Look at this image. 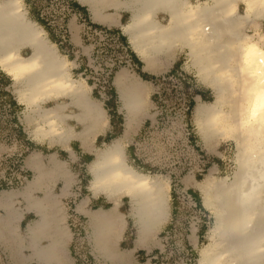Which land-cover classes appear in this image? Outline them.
<instances>
[{
	"label": "bare ground",
	"instance_id": "obj_1",
	"mask_svg": "<svg viewBox=\"0 0 264 264\" xmlns=\"http://www.w3.org/2000/svg\"><path fill=\"white\" fill-rule=\"evenodd\" d=\"M80 1L105 25L119 23L122 9L130 11L121 27L145 68L169 62L176 51L185 53V64L213 90L210 101L196 96L193 122L207 150L216 151L221 140L235 142L236 169L231 177H216L212 169L202 180L184 177L186 184L202 192L203 204L214 218L208 241L198 249L197 264H264V0ZM103 10L111 13L102 14ZM24 48L29 51L22 53ZM75 66V60L62 54L27 15L22 0H0V69L13 79L27 122L36 120L32 133L37 139L61 146L78 139L94 151L88 188L114 205L85 209L84 197L77 209L87 215L88 238L98 257L114 264L131 262L133 249L118 245L125 224L119 199L125 195L131 203L136 245L148 247L158 241L155 233L168 216V178L133 167L121 137L104 146L92 145L106 130L108 117L85 78L73 75ZM113 83L124 111L125 137L149 105L150 83L126 67L115 71ZM50 101L55 103L46 105ZM26 164L35 171L26 189L51 176L62 178V191L72 182L70 170L53 154L42 157L34 151ZM31 204L38 214L27 226L31 256L44 264H69L71 233L63 223L65 211L48 192ZM43 238L47 242L39 244ZM10 254L14 259L15 251Z\"/></svg>",
	"mask_w": 264,
	"mask_h": 264
},
{
	"label": "rangeland",
	"instance_id": "obj_2",
	"mask_svg": "<svg viewBox=\"0 0 264 264\" xmlns=\"http://www.w3.org/2000/svg\"><path fill=\"white\" fill-rule=\"evenodd\" d=\"M67 2H65V0H29L26 3L29 6L32 18L44 28L50 40L58 45L60 52L68 58L75 60L76 66L73 68V75L75 77L85 78L91 87V95L100 100L105 108L108 117V127L102 132V135L97 137L95 145L104 146L105 143L111 142L117 137H122L121 130L124 127V111L120 108V101L117 95L112 97L111 94V88H114L113 76L115 72L112 74L109 81L105 83V88L101 89L99 85L104 84L103 71L100 69L95 71L92 68H87L85 70L88 54H82V50L73 49L72 46L68 44L67 35H65V38L62 37V34H67V32H63V30L60 31L65 28L64 22L68 18L67 9L65 7ZM243 7V4H239L240 12H244ZM59 26L61 28H59ZM99 28L100 27H96L95 29L94 26L85 28V33L83 34L85 46L88 45L90 47L91 44L94 43L95 39L99 36L97 33ZM101 28L105 27L102 26ZM112 29L113 28H111V30ZM113 32L111 33L112 35L109 34L106 38L107 43L104 44L105 39L102 40V47L104 50L98 58V61L102 65L111 62L115 56L111 54L108 44L115 42L124 43L120 36L122 34L119 33V36H117L115 33L113 34ZM28 51V49H24L22 53H27ZM127 51L128 54H131L130 50ZM121 54L124 53L120 51L119 55ZM126 66L125 64H120L115 68V71L120 67ZM139 70L140 65L137 64V68L134 69L135 74L139 75ZM130 73H133V71H130ZM145 80L150 83V89L147 95L149 105L139 118L141 126L135 133L130 134L128 138L122 139L125 143L127 154L131 152L136 153V156H134L136 161L133 160L132 156L128 158L134 162L139 161L141 168H144L142 170L145 172L162 174L169 179L178 176L182 180L185 175L190 174L193 180H202L211 169L216 177L226 175L231 177L236 169L235 142L232 139L221 140L216 151L207 150L203 146L192 118L193 109L196 104V96L200 94L199 97L202 100L210 101L214 98V92H211L209 90L210 88H207L205 84L199 81L194 71L186 68H174L172 71L155 76L153 79H148L147 77ZM12 84L13 81L10 75L0 70V150L3 151L2 159L0 160V172L7 169V172L4 173L6 178L12 177L15 169L10 170V168L13 167L15 159H17V156H20L21 153L24 154L26 152L29 154L30 152L41 150V148L44 147L46 152L43 153V155L46 157L47 154L55 152L58 148L57 144H46L41 141L39 143L31 142V144H28L25 138L19 135L18 126H15V122L13 121V119L17 118L19 109L11 104L9 105V98L11 96L13 98V95L15 96ZM189 100L193 101L190 107L188 106ZM54 103V101H50L46 105H53ZM184 106H188L186 115L183 113ZM70 109L76 110L74 107ZM185 123H187L186 126ZM188 131L190 132L188 133ZM108 134L112 136L111 139L104 141V138H110V136H107ZM188 137L191 139L192 143H196L200 156L193 155L187 149L186 144ZM72 146L76 148L75 150L78 152L82 149L77 147L76 141L72 143ZM60 158L66 161V166L72 171L73 182L77 181V176H79L80 180L77 184L80 186V190H78L80 194L77 193L69 196V198L64 200V202L67 203L63 204L67 215L69 213L71 214L69 219L65 221V225L69 226L72 237L70 250L68 252V263L100 264L99 260L83 258L82 243L87 242V236H84L86 235V223L84 219H79L77 216L74 217L73 215V209L78 199L89 193L87 188L84 187H87L90 179L87 163H82L79 158L73 156L72 158L67 157L66 153H61ZM201 163H205L207 167L202 174L195 176V167L197 165L199 166ZM32 174L33 173L30 172L28 179L32 177ZM24 176L18 180V184L25 180ZM181 185L185 186L183 184ZM62 186L63 181L58 180L55 192H59ZM188 189L193 191L192 189L194 188L190 187ZM195 191L196 195L202 198V192L200 190ZM172 199L174 201L173 196ZM203 211L205 210L203 209ZM210 215L212 214L210 213ZM203 219L205 222H203L200 228L205 229L213 224L214 218H211V216H208V218L205 216ZM207 241V239L203 238L200 246ZM137 253L138 254L133 257L132 264H148L146 255L142 253V251H138ZM197 257L198 254H196L195 258ZM192 264H197V259H193Z\"/></svg>",
	"mask_w": 264,
	"mask_h": 264
},
{
	"label": "crops",
	"instance_id": "obj_3",
	"mask_svg": "<svg viewBox=\"0 0 264 264\" xmlns=\"http://www.w3.org/2000/svg\"><path fill=\"white\" fill-rule=\"evenodd\" d=\"M22 1L24 3V7L26 8L27 15L30 18H32L31 14H30L29 6L26 3L29 0H22ZM65 2H67L65 7L67 9L68 18L64 22L65 28L61 29L60 31L63 30V32H67V34H65V33L62 34V37L65 38V35H67L68 44H70L73 49H77L79 51L82 50V54L87 53L88 54L87 59H89V57L94 54V51L98 47V44H97L98 37H97V39H95L94 43H92L91 46L89 47L88 45L87 46L84 45V37H83L84 35L83 34L85 33L86 27L88 28L90 26H94L95 29H96V27H100L99 30L104 29V30L109 31L110 33L115 31V32H113V34L115 33L117 36H119V33L122 34L120 36L124 38L123 42L125 44L124 43L123 44L125 45L126 49L130 50V52H131V54L129 53L130 54V56H129L130 65L126 66V69L129 71H133V73H135L134 69H136L137 64H139L140 70L138 72L139 73L138 76H141L144 80L147 78H144L143 74L146 75L148 77V79H153V76L155 77V76L164 74L168 71H172V69H174V68H186L188 70L194 71L193 68H191L190 66H187L185 64L186 63L185 53H181L178 51H176L174 53L172 59L169 62L159 63L160 66H157L153 69L152 68H145L143 60L141 59V57L137 53V51H135V49L133 48L128 36L123 32L122 27H121L122 23H124L128 20L130 14H131L130 11L122 9L121 11H119V14H118L119 15L118 16V22L119 23L112 24V25H105V24H103V23L92 18L90 7L87 4L82 3L80 0H65ZM101 13L107 14V13H111V11L103 10ZM165 18H166L165 14H160V19L165 20ZM102 26L107 28V29L101 28ZM59 28H61V27L59 26ZM111 28H113V29L111 30ZM261 28L264 32V22L262 23ZM56 46L58 47L57 44H56ZM24 49H28V48H24ZM23 50H22V52H23ZM58 50H59V47H58ZM182 58H183V61H182ZM1 72H4V71L1 70ZM5 74H7V73H5ZM12 81H13V79H12ZM12 86L14 87V83L12 84ZM206 86H207V88H210L208 85H206ZM114 88H115V85H114ZM209 90L211 92H213V90L211 88ZM115 92H116V95L118 98L116 88H115ZM198 95H200V94H198ZM13 99L16 102V105L14 107L19 109V113L17 115V118L13 119V121L15 122L14 125L18 126L19 135L23 136L25 138L26 143H28V144H31V142H38L39 143L40 141L45 142L46 144H49L45 139L40 140V139H37L33 135L32 130H33L34 124H36V120L33 119L32 121L27 122L25 115H24V111L26 109L25 104L22 103L21 101H19L16 93H15V96L13 95ZM123 124H124V127L121 130V135H122L121 138L122 139L128 138V136H130V134L135 133L141 126L140 123L137 124V127L133 131H131L127 136L124 137L125 117H124V123ZM106 133H107V131H106ZM102 134L103 133L97 134L93 138L92 145L94 147H96L95 145H96L97 137L102 135ZM107 136L109 137L110 134H108ZM111 137L112 136H110V138H104V141H107L108 139L110 140ZM74 141H76V143L78 145L77 147L82 148L80 150V152L75 150L76 148H73L72 143ZM53 144H55V143H53ZM57 146H58V148L55 150V152H51V153L47 154V156L50 154H53L57 159L62 160L60 158L61 153H66L67 157L72 158V156H73L75 158H79L82 161V163H87V168H88V163L94 157V151L91 149H87V148L83 147L78 139H71L68 146H61L58 144H57ZM2 152L3 151L0 150V160L2 159ZM38 152H40L42 157H45L43 155V153L46 152L44 147H42L41 150H38ZM125 152H126L127 161L136 169H138V170L141 169L140 171L145 172L144 170H142L144 168H141L139 161L134 162V161H136L135 157H134V156H136V153L131 152V153L127 154L126 148H125ZM30 153H32V152H30ZM29 154H27L26 152L24 154L21 153L20 156H17L18 157L17 158V160H18L17 164H14V166H15L14 169H15L16 173L19 175H22V176L25 175L24 176L25 180L22 183L18 184V180L13 178L12 184H9L8 181L4 179V177H5L4 173L7 172V169L0 172V262H3L2 264H44L42 261H39V260H37L31 256L33 246L29 242V235L27 233V226L29 223H32L35 219H37L36 217H38L37 209L31 203L34 202V200L36 201L38 197H42V196H44V194L46 192H48L52 197H54L58 200V205H60L63 208V210L65 211L63 204L67 203V202H64V200L69 198V196H71L73 194L74 195L77 193L80 194V192L78 191V190H80V186L77 185L80 182L79 176H77L78 177L77 181H74V182H73V177H72V182L68 186V188L65 189L66 191H62V187L64 186V181L62 180L61 177H57V176L47 177L44 179V181L40 185H35V186L31 187L30 189H26V183L29 180L28 176H30V172L33 173L32 177H33L34 172H35L33 169L28 167L26 164V157ZM24 155H27V156H24ZM131 156H132L134 161L130 160ZM128 157H130V158H128ZM24 158H25V160H24ZM63 162L65 164V167L68 168L66 166V161L63 160ZM205 167H207L206 164H205ZM16 168H19V169L16 170ZM70 172L72 173L71 170H70ZM88 173H89V169H88ZM89 175H90V173H89ZM13 177H15V176H13ZM184 177L182 180L178 176H174L173 179L168 178V182H169L168 216H167L166 221L160 227V229H158L155 233V236L157 238L156 240H158V241L151 243L148 247L136 245L138 228H137V224L135 222L134 217H132L130 214L131 203L125 195L121 196V198L119 199V203H118V210L123 213L125 224H124V228L122 231L121 238L118 242V245L121 249H133L132 254H131V262L121 263V264H132L133 263V257H134V255L138 254L137 253L138 251H142V253H144L146 255L147 253L158 252V250L161 248L160 245H162V247H163V235L165 234V232L171 231L174 228L176 221L179 219L178 209H177L178 199H177V192H176V183L178 180H179L178 184L182 183L187 188H190V187L194 188V189H192L193 191H191L189 189H188V191H189V193H191L193 199H195V201L198 204V207L200 209V211L198 212L200 221L190 224L189 227L187 226L188 229L186 230L187 237H185L186 238L185 244L187 245V248L189 249V255L188 256L190 258V261L185 259L184 260L185 263L182 262V264H192L193 259H195V260L197 259V258H195V256H196V254H198V249L200 248L201 241L203 238L207 239L209 227L211 226L210 225V226H208V228H205V229L200 228L201 225H203V222H205L203 217L206 216V218H208V216H211V218H213V213L210 211V209L208 207H206L203 204V199L196 195L195 190H199V189L193 184L187 185L184 182ZM58 180L63 181V186L61 187L59 192H55V188H56V185L58 183ZM88 184H89V181H88ZM88 184H87V187L86 186H84V187L87 188V191H89V193L87 192L88 193L87 195L82 196V198H79L74 209H73L74 210V212H73L74 217L77 216L79 219L80 218L84 219V221L86 223L85 224L86 235H84V236H87V239H86L87 242L83 241L84 243H82L83 244L82 245V247H83V249H82L83 258L84 259L88 258V259H93V260H95V259L99 260L100 264H114L112 262L102 260L100 257H98L95 254V252L92 248V243H91L90 239L88 238V218H87V215L85 213H83L82 211H80L79 209H77L78 202L81 199H83L84 197L88 198V200L84 206L85 209L108 208V207L114 205V201H112L111 199H109L108 197H106L105 195H103L101 193L100 194H92L88 188ZM172 196L174 197V201L172 199ZM203 209L205 211H203ZM208 212H209V215H208ZM210 213L212 215H210ZM70 215H71L70 213L67 215V212L65 211V218H64L63 223H65V221L69 219ZM7 217H9L7 219V221H9V224H8L9 227L7 226L6 220H5V218H7ZM66 227L70 231L69 226L66 225ZM70 233H71V231H70ZM6 237H7V239H6ZM128 237H129V239H128ZM47 240H48V238H43L40 240L39 244H41L42 242H47ZM71 242H72V237L70 238V240L67 244V253L70 250ZM157 242H159L160 244ZM11 250L15 251V258L14 259L11 257V254H10Z\"/></svg>",
	"mask_w": 264,
	"mask_h": 264
},
{
	"label": "built area",
	"instance_id": "obj_4",
	"mask_svg": "<svg viewBox=\"0 0 264 264\" xmlns=\"http://www.w3.org/2000/svg\"><path fill=\"white\" fill-rule=\"evenodd\" d=\"M98 40L97 44L98 47L94 51V54L89 57L87 60L85 69H94L97 71L98 69L102 70L104 73L103 85H99L101 89L105 88V83L109 81L112 74L115 72V68L118 67L120 64H125L127 66L130 65L129 54L125 45L121 42L118 43H109L108 48L111 51L112 55H115L113 60L105 65H102L99 61V55L103 52V43L106 42V38L108 35H112L109 31L100 29L98 30ZM107 48V47H106ZM123 52L124 54L119 55V53ZM188 106H184L183 113L186 115V111ZM187 123H185V126ZM186 128V127H185ZM187 129V128H186ZM190 131H188L189 133ZM187 149L193 155H198L199 151L197 148L196 143H192L191 139L187 140ZM18 160L15 159L13 163V167L10 170L14 169V164H17ZM19 168H16L18 170ZM206 169L205 163H201L199 166L195 167L194 175L202 174V172ZM15 176V177H13ZM22 175L13 172L11 178H5L9 184H12L13 178L16 180H20ZM180 179V178H179ZM179 181V180H178ZM176 183V192H177V199H178V215L179 219L176 221L174 228L171 231L165 232L163 235V247H161L158 252L147 253L146 259L148 264H181L182 262L185 263V259L190 261L189 258V249L185 244V237H187L186 230L188 229L189 225L192 223H196L200 221L198 212L200 211L198 204L196 203L195 199H193L191 193H189L188 188L182 186L181 184ZM181 181V180H180ZM188 226V227H187ZM3 262H0L2 264Z\"/></svg>",
	"mask_w": 264,
	"mask_h": 264
},
{
	"label": "trees",
	"instance_id": "obj_5",
	"mask_svg": "<svg viewBox=\"0 0 264 264\" xmlns=\"http://www.w3.org/2000/svg\"><path fill=\"white\" fill-rule=\"evenodd\" d=\"M121 39L124 41V38L123 37H121ZM143 74V73H142ZM143 76H144V78H147V77H145L146 75H144L143 74ZM154 78V77H153ZM111 94H112V97H115L116 96V92L114 91V88H111ZM192 100H189V107L191 106V104H192ZM9 104H11V105H13V106H15L16 105V102H15V100L12 98V96L9 98Z\"/></svg>",
	"mask_w": 264,
	"mask_h": 264
}]
</instances>
